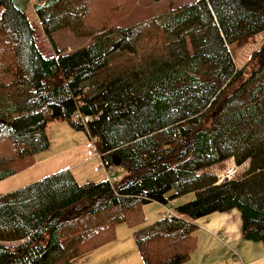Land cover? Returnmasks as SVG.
Segmentation results:
<instances>
[{"label":"trees","instance_id":"16d2710c","mask_svg":"<svg viewBox=\"0 0 264 264\" xmlns=\"http://www.w3.org/2000/svg\"><path fill=\"white\" fill-rule=\"evenodd\" d=\"M31 1L0 0V181L35 164L56 120L86 131L121 178L81 184L63 169L0 193V264H78L123 223L146 264H182L194 221L233 209L243 237L264 244V44L242 67L231 52L264 32V0H194L96 25L95 0H34L54 46L64 28L93 39L52 57L36 43ZM230 158L249 163L241 178L205 171ZM175 200V217L141 225L145 203Z\"/></svg>","mask_w":264,"mask_h":264},{"label":"rangeland","instance_id":"374dc122","mask_svg":"<svg viewBox=\"0 0 264 264\" xmlns=\"http://www.w3.org/2000/svg\"><path fill=\"white\" fill-rule=\"evenodd\" d=\"M190 1L194 0H125L124 3L123 0H95L93 3L90 19H88V21L95 25L100 23L131 24L137 20L165 13L172 7ZM34 4V0L28 3L27 14L35 29L36 43L46 57L55 56L60 49L63 52H66L80 48L84 45H88L92 42L93 39L91 36L76 37L70 28H64L54 35V39L56 41L54 46V44L44 32ZM2 11L3 7H0V16ZM263 44L264 32L249 38L243 44H233L231 46V52L237 67L244 66L249 61L253 52L262 48ZM82 121L84 120L82 119ZM47 133L50 139L49 148L46 151L36 155L37 157L35 164L30 166L32 168L28 167L30 169L27 168L19 173H16L17 175L1 180V194L8 193L6 190L10 187H20L44 177L37 176L35 174L45 166V162L47 160L63 153L64 150H72L74 154L80 153L82 154V157H85L89 151H91L93 155L96 154L95 145L87 135L86 131L75 129L67 120L51 121L47 126ZM63 156H66V153L62 154V157ZM98 167V161L92 163L86 162L80 165L78 168H75L74 171L80 182L90 181L87 179H92V181H101L107 179L108 174L106 170L104 171V168L102 167L103 174L99 173ZM248 167V162L242 165H237L234 159L230 158L224 160L221 163L207 167L205 171L217 174L220 179H238L244 175ZM89 168L91 170L94 169L95 172L92 171V173L89 174ZM193 197L194 194L186 195L182 197L181 202L187 201L190 198L192 199ZM226 245L232 248L228 240L226 241ZM234 250H236V248ZM78 264H80V261Z\"/></svg>","mask_w":264,"mask_h":264},{"label":"crops","instance_id":"0c3cea01","mask_svg":"<svg viewBox=\"0 0 264 264\" xmlns=\"http://www.w3.org/2000/svg\"><path fill=\"white\" fill-rule=\"evenodd\" d=\"M65 153L66 156L62 157V154ZM97 161L99 163L98 172L103 174L102 167L104 171L106 168L97 151L95 155L89 151L85 157H82L80 153L74 154L72 150H64L63 153L45 162V166L35 174L44 177L34 182L63 169H70L81 184L91 182L92 179L80 182L74 170L83 163ZM88 171L89 174L92 171L95 172L94 169L91 170L90 168ZM29 184L31 183L26 185ZM20 187H10L6 192H11ZM0 192L2 191L0 190ZM173 203L175 210L177 200ZM166 207H172V205L157 201L145 203L141 225L150 224L166 216ZM98 217L100 216L98 215ZM95 219L97 216H93L92 220ZM194 223L196 224L194 233L196 246L191 252L190 258L182 264H264V244L243 237V221L240 211L233 209L225 212H214L194 221ZM133 232L134 228L131 225L119 224L116 227V237L111 242L86 255L80 260V264H146ZM227 240L233 249L226 245ZM235 248L236 250H234Z\"/></svg>","mask_w":264,"mask_h":264},{"label":"built area","instance_id":"2783aa9c","mask_svg":"<svg viewBox=\"0 0 264 264\" xmlns=\"http://www.w3.org/2000/svg\"><path fill=\"white\" fill-rule=\"evenodd\" d=\"M77 115L81 119L84 120L83 121L84 123H86V121L89 119V117H83L80 113L77 114ZM107 174H108V178L107 179L110 182H112V183L118 181L121 178V176L116 175L114 172L107 171ZM168 204L172 205V207H166V216H168V217H175L177 214H176V212L174 210V206H173L174 203H173V201H170ZM221 238L223 239V237H221Z\"/></svg>","mask_w":264,"mask_h":264},{"label":"water","instance_id":"95a60500","mask_svg":"<svg viewBox=\"0 0 264 264\" xmlns=\"http://www.w3.org/2000/svg\"><path fill=\"white\" fill-rule=\"evenodd\" d=\"M121 163V161L118 159L116 162H115V165L119 166Z\"/></svg>","mask_w":264,"mask_h":264}]
</instances>
